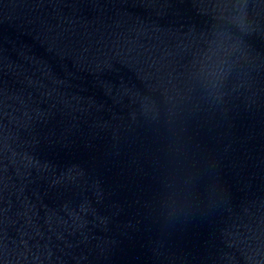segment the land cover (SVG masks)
I'll return each mask as SVG.
<instances>
[{"label":"water","instance_id":"1","mask_svg":"<svg viewBox=\"0 0 264 264\" xmlns=\"http://www.w3.org/2000/svg\"><path fill=\"white\" fill-rule=\"evenodd\" d=\"M0 264H264V0H0Z\"/></svg>","mask_w":264,"mask_h":264}]
</instances>
